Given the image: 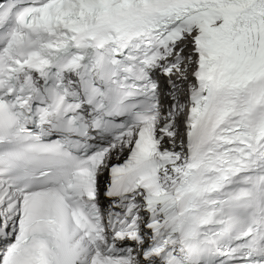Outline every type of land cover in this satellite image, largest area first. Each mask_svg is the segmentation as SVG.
<instances>
[{"label": "snow or ice", "instance_id": "1", "mask_svg": "<svg viewBox=\"0 0 264 264\" xmlns=\"http://www.w3.org/2000/svg\"><path fill=\"white\" fill-rule=\"evenodd\" d=\"M0 264H264V0H0Z\"/></svg>", "mask_w": 264, "mask_h": 264}]
</instances>
